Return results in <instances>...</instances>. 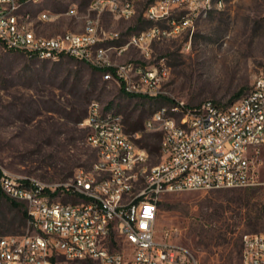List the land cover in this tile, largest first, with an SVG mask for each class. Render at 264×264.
<instances>
[{
    "label": "rangeland",
    "instance_id": "obj_1",
    "mask_svg": "<svg viewBox=\"0 0 264 264\" xmlns=\"http://www.w3.org/2000/svg\"><path fill=\"white\" fill-rule=\"evenodd\" d=\"M24 1V0H22ZM91 0L27 1L21 11L32 16L37 35L78 32L87 19ZM140 2L129 19H113L107 8L99 14L100 26L118 31L123 44L151 22L142 18ZM73 8V12H68ZM47 12L49 19H38ZM182 12H172L160 27L182 21ZM116 63L133 62L141 68L157 67L158 80L150 96L130 95L103 71L68 55L40 59L0 44V175L33 178L44 184L61 182L79 169H90L96 150L87 142L84 121L88 104L98 101L103 110L122 117L123 127L138 134L137 145L145 147L149 164L160 161L161 134L144 129L153 111L165 112L178 122L183 116L170 105L182 101L190 107L211 99L229 104L249 91L255 76L264 69V0H224L197 17L191 29L160 37L150 43L148 56L135 46L120 55L111 52ZM164 68V73L160 74ZM239 94L238 96L236 94ZM257 183L248 187L198 189L170 192L157 204L155 232L164 230L170 240L187 247L200 264H241L244 234L264 232V147ZM49 197V196H48ZM52 201H78L77 196L51 194ZM6 197L0 188V236L35 233L23 215L22 201ZM115 249L121 250L120 244ZM63 261V260H62ZM61 264H86L63 261Z\"/></svg>",
    "mask_w": 264,
    "mask_h": 264
},
{
    "label": "built area",
    "instance_id": "obj_2",
    "mask_svg": "<svg viewBox=\"0 0 264 264\" xmlns=\"http://www.w3.org/2000/svg\"><path fill=\"white\" fill-rule=\"evenodd\" d=\"M112 0H91L88 10H95V23L73 35V41L61 38H32L31 25L16 29V8L22 0H0V44L19 45L20 51L30 55L58 57L74 54L75 59L86 61L92 67L113 70L116 82L134 94H158L154 90L153 65L137 66L130 75H122L126 63H115L111 52L122 53L128 46L139 48L148 56L151 30L160 29L161 38L183 29H191L195 18V5L200 0H133L121 6L120 12L145 6L142 18H159L148 15L149 6L163 11L184 12V20L171 21L170 26L145 27L133 39H127L122 48L108 46L105 50L92 48V41L114 38L100 31L99 12ZM224 4V2H221ZM72 8V12H73ZM51 15H38L49 19ZM118 19V14H113ZM71 34V31H69ZM164 73V68L160 74ZM125 76L133 77V86L125 87ZM144 83H151V90H144ZM249 90L251 98L240 99L238 110L214 113L217 103L211 99L199 106L190 107L182 101L171 107L181 106L183 124L160 119V115L146 117L143 124L147 131L161 134L158 167L153 180H143V187H133V180H140L138 169L127 168V161L139 160L142 146L135 142L138 134H130L123 122L115 123V130H108V123L96 126L93 106L88 104L84 121L88 127L86 137H97L99 150H105L101 162H112L116 172L109 175V184L102 180L88 185V169L77 170L61 182L44 184L33 178L3 172L0 175L2 193L13 200L22 201L36 228L35 233L7 234L0 236V264H61L65 261L86 264H200L185 246L170 240L171 233L164 230L156 237L155 219L158 201L166 193L198 189L248 187L257 183L258 167L262 160L257 151L264 147V69L254 78ZM214 117H221V126L211 128ZM129 146H137V157H129ZM15 180H23V188H15ZM56 193L77 195V203L45 209L42 196ZM241 264H264V232L248 233L242 238ZM122 245L121 250L115 249ZM63 260V261H62Z\"/></svg>",
    "mask_w": 264,
    "mask_h": 264
},
{
    "label": "bare ground",
    "instance_id": "obj_3",
    "mask_svg": "<svg viewBox=\"0 0 264 264\" xmlns=\"http://www.w3.org/2000/svg\"><path fill=\"white\" fill-rule=\"evenodd\" d=\"M27 1H35V0H24L21 2L20 6L16 8V29H24V24L31 25V34L32 38H53L57 36L50 35V36H43L37 35L32 26V16L31 13L28 11H21L22 5L24 2ZM133 0H112L111 4H104V8H107L112 14H118V17L122 18H129L135 14L136 9H131L127 12H120V2L121 6H128L131 4ZM224 2V0H200L197 1L195 5V18H191V26L193 21L199 17L201 14H205L207 11L213 8H220V3ZM102 8V10L104 9ZM95 11V10H94ZM101 11V10H100ZM171 11H163L160 14V8H156V6H149L148 8V15H159V18H149L147 21L151 22L150 27H160L159 22L161 20H168L171 17ZM39 15H49L47 12H42ZM180 18L184 20V12H182ZM173 21V19H171ZM95 18L87 19L83 29L78 32H64L61 33V38H66V41H73V35H80L86 29H88V25H94ZM100 31L103 32V35H115L114 38H101L99 40L92 41V48H96L97 50H105L108 46L112 48H122L123 44H115V43H107L109 41L117 40L121 37L118 31L112 30H105L100 26ZM135 34H131L127 37V39H133ZM161 37V30L160 29H153L151 30V40H157ZM6 49L10 50H20L19 45H6L4 46ZM121 53H118V55ZM75 58L74 54H65ZM40 59H47V58H57V57H50V56H40L34 55ZM61 56V55H60ZM86 62V61H84ZM126 63V62H123ZM137 65L133 62H128L126 68H122V75H130V72L136 71ZM162 70V69H161ZM153 72H157V67L153 65ZM104 78L113 77V70H103ZM157 78L153 79V86L156 85ZM133 86V77L132 76H125V87H132ZM144 90H151V83H144ZM126 91V90H124ZM128 92V91H126ZM132 93V92H128ZM134 94V93H132ZM252 97V90H249L241 98H251ZM93 106V116L96 118V126H104L108 121H117L122 122V117L119 113L113 110H103V106L94 100L90 103ZM240 107V99H236L233 102L223 105L216 103L214 105V113H229L230 110H238ZM173 110L175 112L181 113V106H174ZM165 108L157 109L153 111L148 117H153L154 115H160V119L164 121H172L174 125H181L182 123H178L173 116H169L165 112ZM182 114V113H181ZM146 122V119L144 123ZM221 126V117H214L213 121H211V128H219ZM108 130H115V123H108ZM87 142L96 150V159L92 163L90 169H88V185H95L96 181L102 180V184H109V175L114 174L116 172V165L112 162H101L99 158H105V150H99V142L97 137H86ZM142 156L139 160H130L127 161V168L138 169V173H140V180H133V187H143V180H153L154 179V171L156 167H158V162L154 164H149L150 154L145 147H142ZM129 157H137V146H129ZM84 170V169H79ZM15 188H23V180H15ZM77 196V195H74ZM68 203H77L73 201H65L61 202L60 205H68ZM42 204L45 209H57L58 201H52L51 198L48 196H42Z\"/></svg>",
    "mask_w": 264,
    "mask_h": 264
},
{
    "label": "trees",
    "instance_id": "obj_4",
    "mask_svg": "<svg viewBox=\"0 0 264 264\" xmlns=\"http://www.w3.org/2000/svg\"><path fill=\"white\" fill-rule=\"evenodd\" d=\"M23 52V51H22ZM24 53H26V52H24ZM29 57H35V58H37L36 56H34V55H30V54H28V53H26ZM95 68V67H94ZM97 70H100L101 72L103 71L102 69H98V68H96ZM110 71H112V70H110ZM122 88V87H121ZM122 90L124 91V89L122 88ZM126 92V91H125ZM127 94H130V95H140V94H132V93H128V92H126ZM237 96L239 95L238 93L236 94ZM244 95V94H243ZM142 96H146V95H142ZM242 96V95H241ZM241 96H239V97H241ZM150 97H152V96H150ZM238 97V98H239ZM174 103V101L171 99L170 100V105H172ZM12 200V203H14V204H17L18 205V203H16L15 201L16 200H13V199H11ZM23 215H24V217L30 222V217H29V214H28V212H27V209H26V205H24V209H23Z\"/></svg>",
    "mask_w": 264,
    "mask_h": 264
},
{
    "label": "crops",
    "instance_id": "obj_5",
    "mask_svg": "<svg viewBox=\"0 0 264 264\" xmlns=\"http://www.w3.org/2000/svg\"><path fill=\"white\" fill-rule=\"evenodd\" d=\"M108 11H109V10H108ZM68 12H72V8L69 9ZM100 12H101V11H100ZM100 12H99V14H100ZM109 12H110V11H109ZM110 13H111V12H110ZM111 14H112V13H111ZM112 16H113V14H112ZM132 16H133V15H132ZM132 16H131V17H132ZM131 17H129V18H131ZM118 18H122V17H118ZM129 18H122V19H129ZM82 29H83V27H82ZM82 29H81V30H82ZM81 30H80V31H81ZM107 43H110V44H111V43H114V41H109V42H107ZM117 55H118V54H117ZM119 55H120V54H119ZM112 58L116 59V56L114 55V57L112 56ZM115 63H116V62H115Z\"/></svg>",
    "mask_w": 264,
    "mask_h": 264
}]
</instances>
